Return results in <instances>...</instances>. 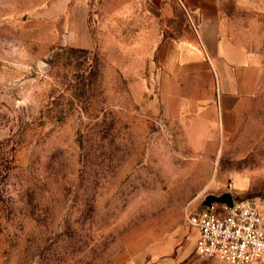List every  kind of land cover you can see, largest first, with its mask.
Instances as JSON below:
<instances>
[{"label":"rangeland","instance_id":"374dc122","mask_svg":"<svg viewBox=\"0 0 264 264\" xmlns=\"http://www.w3.org/2000/svg\"><path fill=\"white\" fill-rule=\"evenodd\" d=\"M83 2L89 45L66 0H0V264H228L196 251L186 213L232 181L264 217V13L225 3L254 65L235 133L209 147L161 111L144 10Z\"/></svg>","mask_w":264,"mask_h":264},{"label":"crops","instance_id":"0c3cea01","mask_svg":"<svg viewBox=\"0 0 264 264\" xmlns=\"http://www.w3.org/2000/svg\"><path fill=\"white\" fill-rule=\"evenodd\" d=\"M101 1L117 3L119 10L132 6L144 10L147 21L139 33L142 42L150 44L155 66L161 67L157 80L162 113L185 124L195 145H223L237 129L246 74L254 65L245 45L247 30L234 24V15L225 10L227 0ZM237 1L249 2L257 13H264V0ZM68 3L73 42L89 45L87 14L78 10L88 2L66 0L65 7ZM179 16L187 26L180 37H172L167 25ZM226 191H230L227 185L209 194Z\"/></svg>","mask_w":264,"mask_h":264},{"label":"built area","instance_id":"2783aa9c","mask_svg":"<svg viewBox=\"0 0 264 264\" xmlns=\"http://www.w3.org/2000/svg\"><path fill=\"white\" fill-rule=\"evenodd\" d=\"M210 201L186 219L197 229L196 251L228 264H264V217L255 197ZM221 194V193H220Z\"/></svg>","mask_w":264,"mask_h":264},{"label":"water","instance_id":"95a60500","mask_svg":"<svg viewBox=\"0 0 264 264\" xmlns=\"http://www.w3.org/2000/svg\"><path fill=\"white\" fill-rule=\"evenodd\" d=\"M213 200H216V201H228V202H231L232 200V195L230 192H223L221 194H209L207 196V203H209L210 201H213ZM206 203V202H205Z\"/></svg>","mask_w":264,"mask_h":264}]
</instances>
